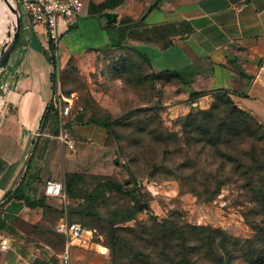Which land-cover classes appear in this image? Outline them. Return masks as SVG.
<instances>
[{
	"label": "rangeland",
	"instance_id": "374dc122",
	"mask_svg": "<svg viewBox=\"0 0 264 264\" xmlns=\"http://www.w3.org/2000/svg\"><path fill=\"white\" fill-rule=\"evenodd\" d=\"M136 1V12H144L152 0ZM0 3V37L11 36V18ZM74 19L61 21L68 25ZM111 27L106 21L102 29L114 35ZM109 44L72 56L55 74L53 95L71 100L63 127L76 115L106 136L102 145H86L77 154L81 169L67 188L66 204L44 197V182L38 185L51 214L39 231L36 225L29 229V240L36 245L37 236L59 257L66 238L56 227L65 216L92 232L90 240L98 252H107L110 264H127L131 250L112 260L113 230L134 247L151 240L152 232L160 235L154 223L165 221L222 230L240 241L252 238L253 225L264 222V187L248 185L238 168L254 139L245 114L260 120L225 93L184 100L176 79L148 68L129 43ZM61 181L66 183L65 175ZM130 215L134 219L125 221Z\"/></svg>",
	"mask_w": 264,
	"mask_h": 264
},
{
	"label": "crops",
	"instance_id": "0c3cea01",
	"mask_svg": "<svg viewBox=\"0 0 264 264\" xmlns=\"http://www.w3.org/2000/svg\"><path fill=\"white\" fill-rule=\"evenodd\" d=\"M107 1L84 0L69 31L71 24L59 22L56 72L88 48L127 42L145 53L149 63L141 60L154 72L178 74L184 100L193 92L228 90L239 107L264 124V0H152L144 12H136V0L101 7ZM105 13L116 14L114 35L102 29ZM51 55L45 26L22 20L16 46L0 69V264H62L60 255L46 251V242L37 236L36 245L29 240V229L36 225L39 231L51 211L31 209L16 198L3 201L19 185L37 200L38 185L80 170L77 154L86 145H102L106 136L101 127L84 125L74 115L63 128L74 144L69 149L53 133V123L40 127L53 96ZM96 245L90 237L77 243L68 264H110L107 252H98Z\"/></svg>",
	"mask_w": 264,
	"mask_h": 264
},
{
	"label": "trees",
	"instance_id": "16d2710c",
	"mask_svg": "<svg viewBox=\"0 0 264 264\" xmlns=\"http://www.w3.org/2000/svg\"><path fill=\"white\" fill-rule=\"evenodd\" d=\"M123 1L108 0L101 7L113 9L122 4ZM155 7L156 5L154 4L150 9ZM104 17L109 26L116 22V14L105 13ZM75 26L74 24L69 25L67 31L75 28ZM108 45L111 46L110 44ZM129 48L135 51L142 60L149 63L150 60L145 53L134 47ZM49 49L52 51L51 61L54 68L52 81L54 82L57 61L53 52L57 49V46L49 41ZM161 73L163 75L169 74L171 78L175 79L178 76L177 73H168V71ZM217 93H225L230 95V97L235 94L228 90L199 91L191 93L187 101H196L201 97ZM245 118L249 123V136L254 139L250 152L244 155V164L240 165L238 169L244 170L242 174L246 176L249 182L248 185H261L264 187V125L252 116L245 114ZM46 122L53 123L54 128L58 123V117L56 112H53L51 101L46 107L40 127H43ZM76 174L78 173L65 174L66 183L63 187L67 197V188H71L73 185V179ZM113 184L114 188L120 189V185ZM22 189L21 185H19L12 193L5 196L3 203L10 198H16L23 200L25 205L31 209L45 208L43 197H39L37 200L31 199L24 194ZM43 196L46 197L44 193ZM244 216L247 219V214H244ZM131 219H134L133 215L128 216L125 221ZM260 223L263 224L264 222L261 221ZM261 224L253 225L254 235L252 238L240 241L228 237L222 230L216 231L204 226H190L188 224L176 225L170 221H165L163 224L154 223V228L158 230L160 235L152 232L151 240L146 241L141 246H131L126 239L117 237L115 230H113L108 247L111 249L113 261L116 258L125 257L131 250L127 264H264V227ZM176 249L178 250L177 255L175 254Z\"/></svg>",
	"mask_w": 264,
	"mask_h": 264
},
{
	"label": "built area",
	"instance_id": "2783aa9c",
	"mask_svg": "<svg viewBox=\"0 0 264 264\" xmlns=\"http://www.w3.org/2000/svg\"><path fill=\"white\" fill-rule=\"evenodd\" d=\"M11 2L17 9L21 21L44 25L48 41L57 46L60 39L59 22L62 19H70L79 15L82 11L84 0H11ZM5 41L6 39H3L2 42L4 43ZM51 103L53 112H56L59 121L58 137L69 149H73V142L67 139L66 132L63 130V119L71 112V100L58 92L52 96ZM43 193L46 197L57 199L64 202V204L68 200L61 181L47 179L43 186ZM56 228L66 238L64 249L60 254V260L62 264H68L71 248L83 239L90 237L91 231L82 228L76 223H69L65 216ZM1 248H7L5 240H1Z\"/></svg>",
	"mask_w": 264,
	"mask_h": 264
},
{
	"label": "water",
	"instance_id": "95a60500",
	"mask_svg": "<svg viewBox=\"0 0 264 264\" xmlns=\"http://www.w3.org/2000/svg\"><path fill=\"white\" fill-rule=\"evenodd\" d=\"M3 1L7 2V0H3ZM11 11L13 12V14L15 16L14 31L11 34V36L10 35L8 36V39L1 46V49H0V69L2 67H4V65L7 63L10 54L12 53L13 49L15 48L16 43L18 41L20 29H21V20H20V17L18 15L17 9L15 7H13V8H11Z\"/></svg>",
	"mask_w": 264,
	"mask_h": 264
},
{
	"label": "bare ground",
	"instance_id": "6f19581e",
	"mask_svg": "<svg viewBox=\"0 0 264 264\" xmlns=\"http://www.w3.org/2000/svg\"><path fill=\"white\" fill-rule=\"evenodd\" d=\"M1 7H2V4L0 3V9H2ZM5 7H6V11H7L9 17L11 18V24H12V25H10V26L8 27L7 30H8V33L10 32V33L12 34L13 31H14L15 16H14L13 12L11 11V8H13L14 6H13V3H10V2L7 0V2H4V1H3V8H5ZM10 33H9V34H10ZM2 38L7 40V39H8V36H7V35H4Z\"/></svg>",
	"mask_w": 264,
	"mask_h": 264
}]
</instances>
